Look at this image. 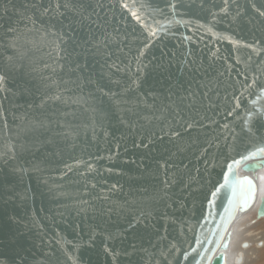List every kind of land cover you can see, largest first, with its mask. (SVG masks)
Segmentation results:
<instances>
[{"label": "water", "instance_id": "95a60500", "mask_svg": "<svg viewBox=\"0 0 264 264\" xmlns=\"http://www.w3.org/2000/svg\"><path fill=\"white\" fill-rule=\"evenodd\" d=\"M261 13L0 0V264H225L264 171Z\"/></svg>", "mask_w": 264, "mask_h": 264}, {"label": "bare ground", "instance_id": "6f19581e", "mask_svg": "<svg viewBox=\"0 0 264 264\" xmlns=\"http://www.w3.org/2000/svg\"><path fill=\"white\" fill-rule=\"evenodd\" d=\"M257 174L256 200L249 209L239 212L231 224L232 236L229 247L225 250V264H252L256 261L259 250L264 247V230L249 233L264 224V171L258 170ZM261 196L263 200H260ZM259 206L260 213L257 214Z\"/></svg>", "mask_w": 264, "mask_h": 264}, {"label": "rangeland", "instance_id": "374dc122", "mask_svg": "<svg viewBox=\"0 0 264 264\" xmlns=\"http://www.w3.org/2000/svg\"><path fill=\"white\" fill-rule=\"evenodd\" d=\"M261 230H264V224H262L260 227L256 228L253 232H249V233H256V232H259ZM252 264H264V247L259 250V252L257 253V259Z\"/></svg>", "mask_w": 264, "mask_h": 264}, {"label": "snow or ice", "instance_id": "6c2138e0", "mask_svg": "<svg viewBox=\"0 0 264 264\" xmlns=\"http://www.w3.org/2000/svg\"><path fill=\"white\" fill-rule=\"evenodd\" d=\"M261 15H264V13H261ZM261 151H264V149H262ZM242 159H247V157H243ZM234 163H239V161H235ZM229 168L231 169V165L229 166ZM243 180L245 182H247V184L249 186L248 191L251 192V190L253 188L252 181L249 180L247 177H244ZM225 181H226V183L228 182V175H227V173L225 174ZM213 195H215V193H213ZM245 203H247V201H245Z\"/></svg>", "mask_w": 264, "mask_h": 264}]
</instances>
